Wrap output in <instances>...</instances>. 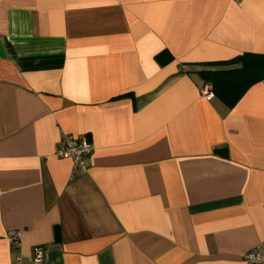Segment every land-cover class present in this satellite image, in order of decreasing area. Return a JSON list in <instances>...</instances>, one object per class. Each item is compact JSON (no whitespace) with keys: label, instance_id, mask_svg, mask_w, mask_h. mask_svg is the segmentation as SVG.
<instances>
[{"label":"crops","instance_id":"crops-1","mask_svg":"<svg viewBox=\"0 0 264 264\" xmlns=\"http://www.w3.org/2000/svg\"><path fill=\"white\" fill-rule=\"evenodd\" d=\"M245 51L264 0H0V264L10 231L43 264L264 251V80L228 107L198 74ZM63 133L92 143L84 171Z\"/></svg>","mask_w":264,"mask_h":264},{"label":"trees","instance_id":"trees-1","mask_svg":"<svg viewBox=\"0 0 264 264\" xmlns=\"http://www.w3.org/2000/svg\"><path fill=\"white\" fill-rule=\"evenodd\" d=\"M167 62L170 53L157 55ZM198 70L204 83L212 86L213 97L232 107L254 83L264 80V53L245 51L226 60L206 61ZM58 231L56 230V236Z\"/></svg>","mask_w":264,"mask_h":264},{"label":"built area","instance_id":"built-area-1","mask_svg":"<svg viewBox=\"0 0 264 264\" xmlns=\"http://www.w3.org/2000/svg\"><path fill=\"white\" fill-rule=\"evenodd\" d=\"M201 93L205 99H212L213 92L211 84L204 83L201 88ZM62 142L63 146L57 150V155L70 158L75 171H84L87 167L88 158L93 150V145L88 137L86 135L75 137L72 134L63 133ZM6 236L11 250L15 252L12 264L44 263L45 247L43 245L33 246L32 255L25 257L18 252L20 233L18 231H10L7 232ZM243 256L247 264H264V251L252 249L247 251Z\"/></svg>","mask_w":264,"mask_h":264}]
</instances>
